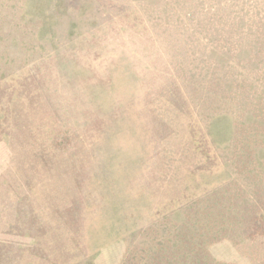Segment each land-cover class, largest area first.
<instances>
[{"label":"rangeland","instance_id":"obj_1","mask_svg":"<svg viewBox=\"0 0 264 264\" xmlns=\"http://www.w3.org/2000/svg\"><path fill=\"white\" fill-rule=\"evenodd\" d=\"M0 264H264V0H0Z\"/></svg>","mask_w":264,"mask_h":264}]
</instances>
